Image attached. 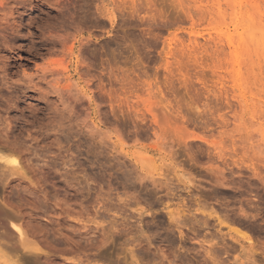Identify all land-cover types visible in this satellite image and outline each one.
Wrapping results in <instances>:
<instances>
[{
  "label": "clouds",
  "instance_id": "obj_1",
  "mask_svg": "<svg viewBox=\"0 0 264 264\" xmlns=\"http://www.w3.org/2000/svg\"><path fill=\"white\" fill-rule=\"evenodd\" d=\"M10 3L0 47L23 36L28 66L0 56V264H264V154L258 183L230 147L201 163L186 130L207 132L224 94L176 39L187 9L241 10L264 94V0H17L12 33Z\"/></svg>",
  "mask_w": 264,
  "mask_h": 264
},
{
  "label": "rangeland",
  "instance_id": "obj_2",
  "mask_svg": "<svg viewBox=\"0 0 264 264\" xmlns=\"http://www.w3.org/2000/svg\"><path fill=\"white\" fill-rule=\"evenodd\" d=\"M254 2L259 3V0H254ZM9 8L13 11L11 17L6 21V26L8 32L12 33L19 20L16 13H22L24 5L18 4L17 0H12ZM255 11L258 17L260 10L256 9ZM187 12L188 18L182 27H186L188 30L178 32L176 39L193 50L191 59L198 62L206 77V83L199 81L205 84V91H212L214 88L217 93L224 94L225 101L223 107L212 113L217 119L208 124L207 132L203 128L198 130L187 128L186 135L190 137L188 143L202 149L201 163L211 166H215L213 158L217 156V153L230 147L232 149L230 155L234 160L239 157L245 164L252 165V169L246 168L245 171L252 172L253 183H258L259 181L255 179L256 173L259 172L258 161L264 154V113L261 111L264 94H261L257 85L258 74L261 72L259 45L258 43L252 45V41L258 40L259 34L249 31V24L245 23L241 10L235 8L227 10L223 3H219V6L214 10L191 8L187 9ZM6 15V13L0 12V21H4ZM209 38L211 39L209 40ZM209 42L213 45L214 53L211 56L200 55L197 48ZM10 43L16 46V51L13 53L6 47H0V56L9 57L11 62L16 63L17 66L21 62L28 66L25 38L11 35ZM163 47L164 44L161 43V48ZM171 47L170 41L169 49ZM246 51L251 52V57L247 61L251 75L246 74L243 66ZM235 54L236 57L233 58ZM165 59L167 61L168 57L166 56ZM233 70H235L234 76L232 75ZM176 74L180 77L181 83L186 81L187 72L183 66V60L180 61ZM225 87L227 88L226 93ZM174 130L179 135H185V130L179 125L174 126ZM54 178L58 190L68 192L70 195L75 193L74 187H69L58 176ZM221 191L230 190L222 189ZM75 210L79 211L78 205ZM153 210L158 215L166 217L174 209L165 211L164 205H157ZM61 223L67 226L74 224L75 221L62 219Z\"/></svg>",
  "mask_w": 264,
  "mask_h": 264
},
{
  "label": "bare ground",
  "instance_id": "obj_3",
  "mask_svg": "<svg viewBox=\"0 0 264 264\" xmlns=\"http://www.w3.org/2000/svg\"><path fill=\"white\" fill-rule=\"evenodd\" d=\"M182 39V38H181ZM188 48H191V47H188ZM192 50V49H191ZM193 51V50H192ZM197 54V53H196ZM240 56V55H239ZM200 57V56H199ZM236 57V54L235 55H233V58H235ZM236 61V60H235ZM240 62V60L238 61V63ZM230 63H232V62H230ZM236 63V62H235ZM231 65V64H230ZM238 66V65H237ZM254 69V68H253ZM229 74V73H228ZM232 75L234 76L235 75V70H233V72H232ZM256 80V79H255ZM242 92V91H241ZM241 97H242V95H241ZM242 99L244 100V98L242 97ZM259 100V99H258ZM261 100V99H260ZM259 103V102H258ZM240 104H241V101H240ZM261 105V104H260Z\"/></svg>",
  "mask_w": 264,
  "mask_h": 264
},
{
  "label": "snow or ice",
  "instance_id": "obj_4",
  "mask_svg": "<svg viewBox=\"0 0 264 264\" xmlns=\"http://www.w3.org/2000/svg\"><path fill=\"white\" fill-rule=\"evenodd\" d=\"M8 163L15 164V161L14 160H10V161H8Z\"/></svg>",
  "mask_w": 264,
  "mask_h": 264
}]
</instances>
